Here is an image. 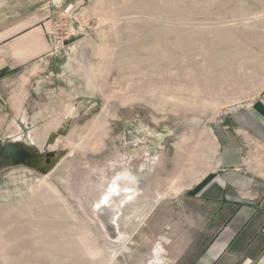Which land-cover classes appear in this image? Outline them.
<instances>
[{"label":"rangeland","instance_id":"obj_1","mask_svg":"<svg viewBox=\"0 0 264 264\" xmlns=\"http://www.w3.org/2000/svg\"><path fill=\"white\" fill-rule=\"evenodd\" d=\"M38 22L49 63L0 81V264H194L228 118L264 102V0H0V33Z\"/></svg>","mask_w":264,"mask_h":264},{"label":"crops","instance_id":"obj_2","mask_svg":"<svg viewBox=\"0 0 264 264\" xmlns=\"http://www.w3.org/2000/svg\"><path fill=\"white\" fill-rule=\"evenodd\" d=\"M46 26L38 22L0 33V81L16 72L27 73L30 66L41 70L47 66L52 50ZM224 130L212 180L219 189L220 205L210 217L219 229L194 264H218L235 254L244 258L239 264H264V246L258 248L261 236L252 232L260 210L253 191L256 183H264V102L233 113Z\"/></svg>","mask_w":264,"mask_h":264},{"label":"water","instance_id":"obj_3","mask_svg":"<svg viewBox=\"0 0 264 264\" xmlns=\"http://www.w3.org/2000/svg\"><path fill=\"white\" fill-rule=\"evenodd\" d=\"M61 133V132H60ZM67 133L65 131H62L61 137H65ZM59 136H53V137H49L46 142L44 143V148H45V153L43 155L42 158L40 157H37L35 155H31L29 153H27V156L34 159L36 163L40 164H44L45 166H49L52 162V160L55 158V153L54 152H47V148L50 146V145H53L56 141V139L59 137ZM26 156V154H25Z\"/></svg>","mask_w":264,"mask_h":264},{"label":"bare ground","instance_id":"obj_4","mask_svg":"<svg viewBox=\"0 0 264 264\" xmlns=\"http://www.w3.org/2000/svg\"><path fill=\"white\" fill-rule=\"evenodd\" d=\"M54 136V134H52L51 135V137H53ZM125 181V180H124ZM123 183V182H122ZM91 187H92V185H90ZM107 186V185H106ZM90 187V188H91ZM97 187V186H96ZM130 187V186H129ZM94 188V187H93ZM128 188V187H127ZM105 190V189H104ZM134 190V189H133ZM101 191V190H100ZM123 191V190H122ZM119 193V192H118ZM130 193V192H129ZM131 195V194H130ZM157 197H159V196H157ZM115 199H117V198H115ZM114 199V200H115ZM143 199V198H142ZM142 201V200H141ZM113 202V201H112ZM117 202V201H116ZM118 203V202H117ZM137 203V202H136ZM135 204V203H134ZM129 205V204H128ZM105 208V207H104ZM107 209V208H106ZM110 209V208H109ZM125 209V208H124ZM115 210V209H114ZM123 213V212H122ZM122 217V216H121ZM120 218V217H119ZM119 221V220H118ZM144 221V220H143ZM118 225V224H117ZM102 230V229H101ZM119 231V230H118ZM115 242V241H114ZM160 244V243H159ZM156 254V256L155 255H153V256H155V258H154V260H155V264H163V260L160 258V253L158 252V253H155Z\"/></svg>","mask_w":264,"mask_h":264}]
</instances>
